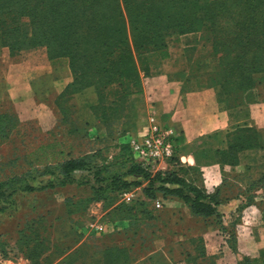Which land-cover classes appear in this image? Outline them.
I'll return each instance as SVG.
<instances>
[{"label":"rangeland","instance_id":"374dc122","mask_svg":"<svg viewBox=\"0 0 264 264\" xmlns=\"http://www.w3.org/2000/svg\"><path fill=\"white\" fill-rule=\"evenodd\" d=\"M205 51L209 53L210 49L198 53L186 50L191 71L192 58ZM0 54L7 56V50H0ZM65 61L50 62L46 50L39 48L21 52L6 63L8 73L21 72L24 78L12 100L0 101V130H4L0 136V182L10 180L0 189V264H43L44 259L55 264L64 250L82 245L94 248V242L80 243L100 235L97 227L109 225L112 209L120 205L127 208L118 210L117 216L121 212L126 219L114 220V229L125 231L132 246L140 242L151 264H238L244 257L252 258L264 250V186L258 189L253 183L264 175V76L259 80L261 86L252 90L255 102L231 110L218 102L217 89L204 79L184 85L200 94L205 112L225 118L222 128L180 147V167L175 169L205 195L217 196L218 214L204 219L194 217L177 197L156 192L154 199H149L142 192L149 180L153 187L159 186L155 174L174 170L168 163L149 167L145 171L148 180L138 179L137 186L127 191L112 189L110 178L122 169L118 164L112 167L110 159L109 173L102 184L96 182L95 170L75 172L61 186L56 172L54 176L43 174L45 167L84 155L97 154L94 163L101 166V158L115 154L113 146L122 132L135 130V113L129 109L124 120L110 121L108 129L98 123L92 129L75 117L73 100L63 103V113L56 95L38 101L27 82ZM113 96L108 89L103 101L108 105ZM248 128L261 133L262 148H245L236 153V162L223 161L220 154L228 153L231 144H236L238 130ZM20 177L36 190H21V181L15 182ZM49 182L57 186L40 190ZM70 259H76V255L64 258ZM86 260L95 264L98 258Z\"/></svg>","mask_w":264,"mask_h":264},{"label":"trees","instance_id":"16d2710c","mask_svg":"<svg viewBox=\"0 0 264 264\" xmlns=\"http://www.w3.org/2000/svg\"><path fill=\"white\" fill-rule=\"evenodd\" d=\"M194 33L200 36L203 46L210 49L207 55L212 59L208 73H200L199 67L194 65L191 71L194 81L204 79L216 88L218 102L227 110L255 102L252 90L261 86L259 80L264 76V0H0V49H6L12 58L24 51L44 48L50 62L66 60L72 82L57 97L62 113L65 112L63 103L73 100L74 94L94 88L97 104L92 113L104 129L110 127V121L113 124L126 118L129 98L142 93V78L149 77L151 67L148 65L166 57L167 39L172 35ZM108 89H112L114 96L107 105L103 97ZM183 90L190 92L185 87ZM3 131L0 130V136ZM129 137L130 134L122 132L113 146L115 154L101 158V166L94 163L97 154L84 155L45 167L43 174L54 176L56 172L61 186L75 172L95 170L93 176L102 184L107 178L104 175L109 173L107 159H110L112 167L118 164L122 169L120 174H112V189L127 191L137 186L138 179L149 178L146 169L130 153ZM236 137V144H231L229 152L220 154L223 161L236 162L235 155L242 149L262 148L261 133L254 129H239ZM179 142L175 134L174 156L168 161L174 170L155 174L159 186L153 187V181L149 180V186L142 192L149 199H154L156 192L177 197L194 217H214L218 214L217 196L205 195L175 170L180 167ZM8 181L0 182V189ZM19 181L21 190H36L21 177L15 182ZM253 183L256 188H263L264 175ZM56 186L49 182L40 190ZM126 208L116 206L110 219L123 222L126 218L121 212L120 217L117 213ZM65 252L59 256L63 258ZM126 258L124 253L103 254L97 261L119 264ZM68 262L63 259L55 264ZM43 264L54 262L44 259ZM238 264H264V250L252 258L244 257Z\"/></svg>","mask_w":264,"mask_h":264},{"label":"crops","instance_id":"0c3cea01","mask_svg":"<svg viewBox=\"0 0 264 264\" xmlns=\"http://www.w3.org/2000/svg\"><path fill=\"white\" fill-rule=\"evenodd\" d=\"M186 50H194L198 53L207 48L203 46L200 36L196 33L172 35L167 39L166 57L154 64L149 77L142 78V93L129 98L130 110L135 113V130L128 133L131 138L145 135L150 127L151 118L162 128L174 131L180 146L190 144L199 137L211 134L224 126L222 121L225 118H218L210 111H204L202 107L204 101L200 94L183 90L188 80H194V74L186 60ZM8 59V51L7 56L0 54V101L12 100L14 90L24 78L21 72H7ZM192 59L190 65H197L200 73L210 72L212 59L207 52ZM174 66H180L181 70L175 69ZM170 68L174 70L168 71ZM71 82L72 76L65 61L52 67L45 75L30 79L27 84L38 101H45L51 96L63 93ZM73 104L78 121L89 128H95L97 119L92 113V108L97 104V96L94 88H86L74 94ZM113 224L114 221L109 225L96 226L101 231L100 235H95V238H85L80 243L94 242V248L77 246L66 250L60 260L69 255H76V259L69 260L68 264H90L86 258L124 253L127 258L119 264H151L148 257L143 255L140 242L132 246L126 232H118ZM95 264H100V261H96Z\"/></svg>","mask_w":264,"mask_h":264},{"label":"built area","instance_id":"2783aa9c","mask_svg":"<svg viewBox=\"0 0 264 264\" xmlns=\"http://www.w3.org/2000/svg\"><path fill=\"white\" fill-rule=\"evenodd\" d=\"M175 133L162 128L150 119L147 133L139 138L129 137L127 145L133 159L144 169L155 165L162 166L174 156Z\"/></svg>","mask_w":264,"mask_h":264}]
</instances>
